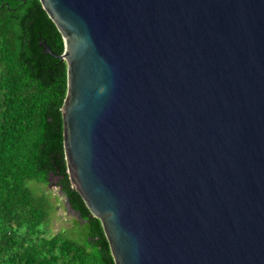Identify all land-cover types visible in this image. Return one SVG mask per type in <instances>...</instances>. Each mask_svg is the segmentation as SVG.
<instances>
[{"label":"water","instance_id":"1","mask_svg":"<svg viewBox=\"0 0 264 264\" xmlns=\"http://www.w3.org/2000/svg\"><path fill=\"white\" fill-rule=\"evenodd\" d=\"M38 1L66 173L114 264H264V0Z\"/></svg>","mask_w":264,"mask_h":264},{"label":"trees","instance_id":"2","mask_svg":"<svg viewBox=\"0 0 264 264\" xmlns=\"http://www.w3.org/2000/svg\"><path fill=\"white\" fill-rule=\"evenodd\" d=\"M39 40L62 53L39 1L0 0V264H114L99 220L66 173L65 63L42 54ZM52 178L81 220L47 234L56 213Z\"/></svg>","mask_w":264,"mask_h":264},{"label":"rangeland","instance_id":"3","mask_svg":"<svg viewBox=\"0 0 264 264\" xmlns=\"http://www.w3.org/2000/svg\"><path fill=\"white\" fill-rule=\"evenodd\" d=\"M47 189L51 192V194L55 197L56 200V213L54 214L51 230L47 233H56L62 229L69 228L71 224L76 220V217L73 214L67 212L65 197L59 191V188L55 186V179L52 178L50 180L49 186ZM76 231L74 229L70 230V236L74 237ZM46 234V236H47Z\"/></svg>","mask_w":264,"mask_h":264},{"label":"flooded vegetation","instance_id":"4","mask_svg":"<svg viewBox=\"0 0 264 264\" xmlns=\"http://www.w3.org/2000/svg\"><path fill=\"white\" fill-rule=\"evenodd\" d=\"M61 192V190H59ZM62 193V192H61ZM63 194V193H62Z\"/></svg>","mask_w":264,"mask_h":264}]
</instances>
